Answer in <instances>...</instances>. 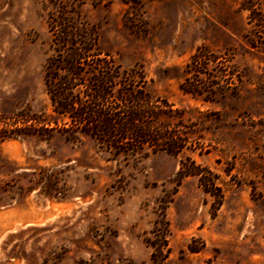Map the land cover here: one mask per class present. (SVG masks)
<instances>
[{
  "label": "rangeland",
  "instance_id": "obj_1",
  "mask_svg": "<svg viewBox=\"0 0 264 264\" xmlns=\"http://www.w3.org/2000/svg\"><path fill=\"white\" fill-rule=\"evenodd\" d=\"M59 1L142 72L188 142L123 158L57 129L0 140V264H264V0H0V116L59 121L43 85ZM198 47L218 58L205 99L180 89ZM186 158L217 176L219 205L197 176L178 178ZM163 222L169 252L152 261Z\"/></svg>",
  "mask_w": 264,
  "mask_h": 264
},
{
  "label": "trees",
  "instance_id": "obj_2",
  "mask_svg": "<svg viewBox=\"0 0 264 264\" xmlns=\"http://www.w3.org/2000/svg\"><path fill=\"white\" fill-rule=\"evenodd\" d=\"M47 28L52 53L44 65L43 85L59 121L49 123L21 112L0 116V140L15 138L19 133L49 136V131L57 129L64 131L68 140L76 139L77 134L87 135L98 149L123 158L146 157L157 151L178 154L186 147L187 125L178 116L176 122L168 121L175 116L173 110L164 99L146 91L140 70L122 68L99 48L96 27L82 19L75 5L59 1L47 16ZM217 59L206 48L198 47L184 66L180 89L207 98L212 86L218 84L216 75L207 68ZM186 175L197 176L216 205L221 203L217 176L210 169L186 158L180 162L177 176ZM152 232L155 238L147 237L146 242L152 247L150 259L156 261L169 252L166 222L161 228L154 225Z\"/></svg>",
  "mask_w": 264,
  "mask_h": 264
}]
</instances>
